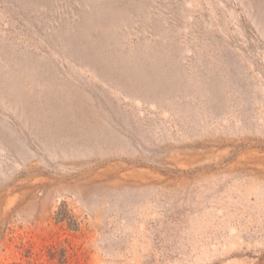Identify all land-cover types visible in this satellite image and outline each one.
Segmentation results:
<instances>
[{
  "label": "rangeland",
  "instance_id": "1",
  "mask_svg": "<svg viewBox=\"0 0 264 264\" xmlns=\"http://www.w3.org/2000/svg\"><path fill=\"white\" fill-rule=\"evenodd\" d=\"M0 264H264V0H0Z\"/></svg>",
  "mask_w": 264,
  "mask_h": 264
}]
</instances>
